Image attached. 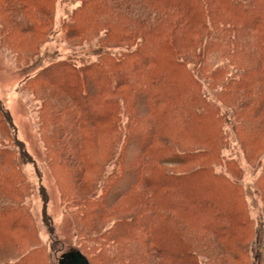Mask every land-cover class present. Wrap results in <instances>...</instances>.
I'll use <instances>...</instances> for the list:
<instances>
[{
  "label": "trees",
  "instance_id": "1",
  "mask_svg": "<svg viewBox=\"0 0 264 264\" xmlns=\"http://www.w3.org/2000/svg\"><path fill=\"white\" fill-rule=\"evenodd\" d=\"M62 1L0 0V44L18 63L50 38ZM70 1L64 37L92 43L95 57L53 59L26 78L40 135L49 163L70 176L62 196L80 236L128 214L79 250L91 264L86 249L101 264H202L186 226L248 252L255 220L241 166L223 150L232 132L249 164L264 154V0ZM31 160L0 102V264H48Z\"/></svg>",
  "mask_w": 264,
  "mask_h": 264
},
{
  "label": "rangeland",
  "instance_id": "2",
  "mask_svg": "<svg viewBox=\"0 0 264 264\" xmlns=\"http://www.w3.org/2000/svg\"><path fill=\"white\" fill-rule=\"evenodd\" d=\"M74 6L71 1H62L57 5L55 13L54 32L50 38L41 45L37 54L23 63L17 62L16 53L7 46L0 44V102L11 115L12 122L16 129V136L24 143L32 160L24 164L23 168L28 175L34 193L31 199L30 209L38 224L41 241L47 246L48 264H58L62 253L72 249H80L83 245H93L94 235L108 227L115 220L116 216H127L116 214L109 217L101 227L92 229L86 235L80 236L75 230V224L71 213V202L63 199L62 193L71 191L64 178L65 175L57 163H49L48 153L45 152L44 140L40 135L41 101L34 95L33 88L28 85L26 78L33 75L41 66L49 61L61 57L74 59L76 62L89 61L94 58L92 54L94 45L92 43H74L66 40L60 28V19ZM88 140L86 141V143ZM85 146L86 144L83 143ZM87 146V145H86ZM85 146V147H86ZM226 157L236 159L242 169L241 182L245 189L246 199L250 215L255 220V236L248 244V252L241 251L238 255L227 253L220 244L213 243L204 233L193 231L185 226V234L196 240L195 248L199 252L202 264H264V185H255L261 168L264 165V154L259 165H251L244 158L234 134L230 133L228 144L223 150ZM180 170V167H172ZM101 176L95 178L100 179ZM41 189L46 193V215L44 220V202ZM89 189H84L81 194ZM66 200V201H65ZM189 220L191 218L186 217ZM195 218V217H194ZM192 222V220H191ZM197 223V222H196ZM83 250L85 251L84 247ZM87 256L92 264H101L102 256L97 250L86 249ZM8 255L4 249H0V259Z\"/></svg>",
  "mask_w": 264,
  "mask_h": 264
},
{
  "label": "water",
  "instance_id": "3",
  "mask_svg": "<svg viewBox=\"0 0 264 264\" xmlns=\"http://www.w3.org/2000/svg\"><path fill=\"white\" fill-rule=\"evenodd\" d=\"M58 264H91L87 257L76 248H72L64 253L58 259Z\"/></svg>",
  "mask_w": 264,
  "mask_h": 264
}]
</instances>
